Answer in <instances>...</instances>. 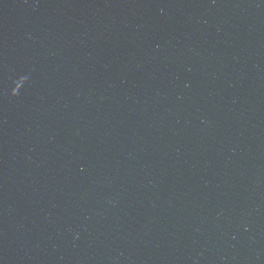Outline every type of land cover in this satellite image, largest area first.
Instances as JSON below:
<instances>
[{
	"label": "water",
	"instance_id": "obj_1",
	"mask_svg": "<svg viewBox=\"0 0 264 264\" xmlns=\"http://www.w3.org/2000/svg\"><path fill=\"white\" fill-rule=\"evenodd\" d=\"M0 264H264V0H0Z\"/></svg>",
	"mask_w": 264,
	"mask_h": 264
}]
</instances>
